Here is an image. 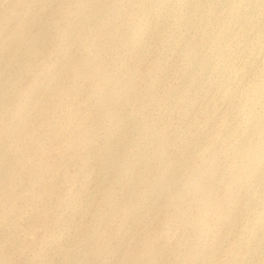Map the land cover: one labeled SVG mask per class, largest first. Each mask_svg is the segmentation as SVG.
<instances>
[{"label": "rangeland", "instance_id": "obj_1", "mask_svg": "<svg viewBox=\"0 0 264 264\" xmlns=\"http://www.w3.org/2000/svg\"><path fill=\"white\" fill-rule=\"evenodd\" d=\"M0 264H264V0H0Z\"/></svg>", "mask_w": 264, "mask_h": 264}]
</instances>
